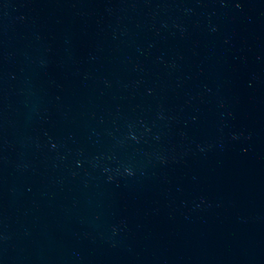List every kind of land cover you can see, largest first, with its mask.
<instances>
[{"label": "water", "instance_id": "obj_1", "mask_svg": "<svg viewBox=\"0 0 264 264\" xmlns=\"http://www.w3.org/2000/svg\"><path fill=\"white\" fill-rule=\"evenodd\" d=\"M0 264H264V0H0Z\"/></svg>", "mask_w": 264, "mask_h": 264}]
</instances>
